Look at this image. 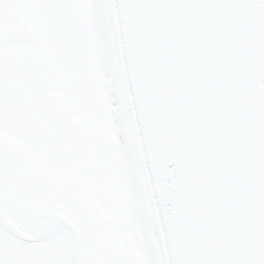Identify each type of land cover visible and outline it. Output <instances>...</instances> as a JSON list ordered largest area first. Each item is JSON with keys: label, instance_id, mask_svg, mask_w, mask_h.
<instances>
[{"label": "snow or ice", "instance_id": "1", "mask_svg": "<svg viewBox=\"0 0 264 264\" xmlns=\"http://www.w3.org/2000/svg\"><path fill=\"white\" fill-rule=\"evenodd\" d=\"M0 264H264V0H0Z\"/></svg>", "mask_w": 264, "mask_h": 264}]
</instances>
